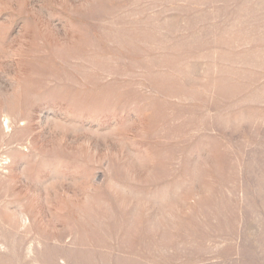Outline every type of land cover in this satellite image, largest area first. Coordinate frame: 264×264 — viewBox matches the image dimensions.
<instances>
[{"label":"rangeland","instance_id":"obj_1","mask_svg":"<svg viewBox=\"0 0 264 264\" xmlns=\"http://www.w3.org/2000/svg\"><path fill=\"white\" fill-rule=\"evenodd\" d=\"M0 264H264V0H0Z\"/></svg>","mask_w":264,"mask_h":264}]
</instances>
